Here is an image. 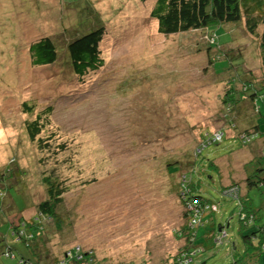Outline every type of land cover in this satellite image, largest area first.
Here are the masks:
<instances>
[{
    "label": "rangeland",
    "instance_id": "1",
    "mask_svg": "<svg viewBox=\"0 0 264 264\" xmlns=\"http://www.w3.org/2000/svg\"><path fill=\"white\" fill-rule=\"evenodd\" d=\"M156 2L0 0V190L7 189L0 252L6 243L19 246L3 222L14 196L26 219L36 216L48 198L46 174L67 189V220L41 246L42 264L75 244L94 264H171L188 246L177 234L187 226L180 185L218 208L214 226L196 229L204 252L194 264H245L236 258L252 228L241 225L240 205L222 186L239 183L264 225V138L243 144L239 135L249 126L226 120L224 99L244 84L264 90V24L254 34L243 17L210 32L162 35L151 17ZM97 27L104 64L77 77L67 46ZM46 36L57 43L59 60L34 67L29 47ZM237 102L251 125L264 126V96L257 98L261 116L250 100ZM39 116L41 132L32 141L27 125ZM220 129L224 139L203 146L202 133ZM258 254L264 264V251ZM12 262L0 255V264Z\"/></svg>",
    "mask_w": 264,
    "mask_h": 264
},
{
    "label": "trees",
    "instance_id": "2",
    "mask_svg": "<svg viewBox=\"0 0 264 264\" xmlns=\"http://www.w3.org/2000/svg\"><path fill=\"white\" fill-rule=\"evenodd\" d=\"M151 17L158 22V31L162 35H177L193 30H207L210 32L208 30L209 27L220 29L221 25L239 24L243 17H246L247 29L251 33L256 34L259 21L264 24V0H157L151 12ZM211 33H213V36L211 37L212 45L210 46L213 48V45L218 41V34L215 29ZM103 35V29L97 27L87 33L78 34L68 44L69 65L74 71L73 74L77 77H83L88 71H97L103 66L104 62L99 49ZM261 46L264 68V31L261 35ZM219 47L223 46L219 44ZM29 57L31 60L30 64L34 67L56 65L60 57L57 43L50 36L41 37L30 45ZM243 86L244 88L238 93L235 92V89H232L224 99L227 110L224 117L227 121H231V124L236 122L239 126L245 125L243 124L240 112L236 109V104H239L237 101L242 99L247 102L250 100V104L255 108L258 106L257 98L264 96V90L259 91V89L251 87V85L244 84ZM23 106L26 112H31V110L29 111L31 109L29 103L25 102ZM49 110L51 109L49 108ZM258 115H262L261 107ZM40 118V116L37 117L35 121L27 125V130L32 141L41 132V126L39 125ZM233 128L234 126L231 125V129ZM205 132L202 133V138H205L203 146H209L221 142L227 131L220 129L213 132L205 130ZM241 132L239 138L245 145L250 144L259 136H263L262 138H264V126L260 124L245 128ZM246 138L252 139L251 141H247ZM43 147L48 150L51 149L48 145ZM197 150L195 151L196 154ZM174 165L171 163L168 167ZM212 165L216 169L214 164ZM44 176L46 177L44 185L46 186L48 198L38 204L36 216L29 220L26 219L24 216L26 206L19 205L21 198L18 199L17 196H14L17 199L15 200L16 204L14 202L12 210L3 218L4 224L8 223L9 235L19 244L18 247H15L6 243L1 249L0 255L5 259L14 261L12 264H42L41 246L45 245L46 239L48 241L49 235L54 229L62 231L63 224L66 223L67 218L62 214L61 209L64 207L65 199L63 195L67 192V189L55 178H51L46 174ZM247 180L249 181V186L255 184L249 178ZM231 185L238 186L235 183ZM183 192H185V188L180 185V199L186 208L187 226L177 234L185 236L188 239V246L187 249L179 252L171 264H194L195 256H200L204 252V249L196 244L198 238L196 229L205 226L207 221L209 222L206 216L207 213L212 215L218 209L217 206L209 203L204 197L195 195L192 190V193L188 195ZM5 193H7V189L5 192L0 190V196ZM238 203L240 205L239 221L241 225L244 228L251 227L252 230L243 236L244 250L236 258V261L245 264H258V253L260 252L261 254L264 251V225L262 224V217L253 211L252 201L245 198L242 193ZM3 207L4 200L0 202V208ZM188 207H191V209ZM213 207L216 209L213 210ZM197 211L200 212L196 218ZM0 235L1 238L3 235L1 233ZM257 241L258 243L256 244ZM1 242H3V239L0 240ZM89 253L81 245L75 244L64 250L60 258L57 257L53 262H48V264H94L93 259L89 257ZM86 254L88 255L85 256Z\"/></svg>",
    "mask_w": 264,
    "mask_h": 264
},
{
    "label": "built area",
    "instance_id": "3",
    "mask_svg": "<svg viewBox=\"0 0 264 264\" xmlns=\"http://www.w3.org/2000/svg\"><path fill=\"white\" fill-rule=\"evenodd\" d=\"M257 111H258V109H257ZM246 140L250 141V139H248V138H246ZM224 194H225V196H227L231 199L237 200V199H239V196H240V190L238 187L234 186V187H230V188L224 190ZM189 209H191V207H189ZM215 209L216 208L213 207V210H215ZM199 212L200 211L196 212V215H195L196 218H197V215L199 214Z\"/></svg>",
    "mask_w": 264,
    "mask_h": 264
},
{
    "label": "clouds",
    "instance_id": "4",
    "mask_svg": "<svg viewBox=\"0 0 264 264\" xmlns=\"http://www.w3.org/2000/svg\"><path fill=\"white\" fill-rule=\"evenodd\" d=\"M215 59V62H216V60H217V58H214ZM254 109V111H255V113L256 114H258L259 113V110H260V107H259V109H258V106L257 107H255V108H253ZM257 109H258V111H257ZM252 139V138H251ZM251 139H250V141H251ZM248 178V177H247ZM186 181H187V177H185L184 178ZM244 181H246V180H244ZM236 184H238V186L237 185H230V186H228V187H224L223 188V195L225 196V194H224V190H225V188L226 189H228V188H230V187H234V186H236V187H238L239 188V190H240V196H241V193H242V190H241V188H240V186H239V183H236ZM190 193H192L191 192V190H190V188L188 187V188H186V190H185V192H184V194H190ZM240 196H239V199H237L236 201L238 202L239 200H240ZM226 197V196H225ZM231 199V198H230ZM232 200H234V199H232ZM189 208V207H188ZM218 242H220V239H218ZM85 250V249H84ZM88 254H86L85 256H87Z\"/></svg>",
    "mask_w": 264,
    "mask_h": 264
},
{
    "label": "crops",
    "instance_id": "5",
    "mask_svg": "<svg viewBox=\"0 0 264 264\" xmlns=\"http://www.w3.org/2000/svg\"><path fill=\"white\" fill-rule=\"evenodd\" d=\"M242 121H243V124L245 125V126H249V127H253L255 124H260L259 122H258V120H256V122L253 124V125H251V123L249 122V120L246 118V117H244V116H242ZM248 178H246L245 180H247ZM222 180H223V178H221V183H222ZM235 184H236V182H234ZM233 184V183H232ZM231 185V184H230ZM225 186H222V189L224 188ZM206 216H207V220H209V224H211V225H214V222H213V216L211 215V214H209V213H207L206 214ZM221 228V227H220Z\"/></svg>",
    "mask_w": 264,
    "mask_h": 264
},
{
    "label": "bare ground",
    "instance_id": "6",
    "mask_svg": "<svg viewBox=\"0 0 264 264\" xmlns=\"http://www.w3.org/2000/svg\"><path fill=\"white\" fill-rule=\"evenodd\" d=\"M221 229V228H220ZM220 239V238H219Z\"/></svg>",
    "mask_w": 264,
    "mask_h": 264
},
{
    "label": "flooded vegetation",
    "instance_id": "7",
    "mask_svg": "<svg viewBox=\"0 0 264 264\" xmlns=\"http://www.w3.org/2000/svg\"><path fill=\"white\" fill-rule=\"evenodd\" d=\"M249 178V177H248Z\"/></svg>",
    "mask_w": 264,
    "mask_h": 264
}]
</instances>
